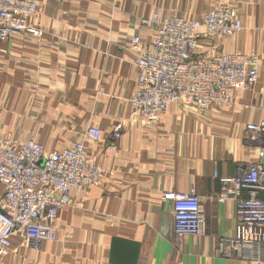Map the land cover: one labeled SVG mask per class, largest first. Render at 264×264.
Masks as SVG:
<instances>
[{
  "label": "crops",
  "instance_id": "1",
  "mask_svg": "<svg viewBox=\"0 0 264 264\" xmlns=\"http://www.w3.org/2000/svg\"><path fill=\"white\" fill-rule=\"evenodd\" d=\"M45 33L14 34L0 43V136L29 138L46 151L83 141L105 170L81 185L57 218L58 234L39 250L11 238V264H264L225 257L219 238L238 233L236 200L218 201L213 171L236 175L259 160L262 143L245 125L264 119V0H37ZM232 5L243 29L211 42L224 51L259 55L256 83L234 92L235 104L197 114L171 103L146 127L131 119L136 53L134 35L151 41L139 20L157 11L197 18L210 6ZM100 129L97 140L88 127ZM120 136L115 139L114 133ZM194 188L200 198L201 235L177 237L172 204L163 193ZM4 187L0 183V196ZM264 200V193L261 194Z\"/></svg>",
  "mask_w": 264,
  "mask_h": 264
},
{
  "label": "built area",
  "instance_id": "2",
  "mask_svg": "<svg viewBox=\"0 0 264 264\" xmlns=\"http://www.w3.org/2000/svg\"><path fill=\"white\" fill-rule=\"evenodd\" d=\"M139 27L154 30L151 41L134 35L130 49L136 53L137 74L129 101L130 117L153 126L171 103L188 104L197 114L213 107L223 110L235 104L234 92L256 83L259 55L224 51L211 42L227 39L243 29L237 10L229 3L210 6L197 18L155 11L139 20ZM44 33L42 11L37 0H0V43L11 35ZM85 135L97 140L100 129L87 128ZM120 136L114 133V138ZM245 136L258 142L264 138V119L245 125ZM259 160L236 175L213 171L219 184L218 201L236 200L238 233L219 238L217 251L225 257L264 263V147ZM43 161V163H40ZM105 170L90 155L83 141L59 150L46 151L29 138L25 141L0 136V264L12 249L16 235L24 247L39 250L43 242L57 238V218L70 205L71 193L81 185L99 184ZM172 204L173 230L177 237L201 235L200 198L194 188L163 193Z\"/></svg>",
  "mask_w": 264,
  "mask_h": 264
},
{
  "label": "water",
  "instance_id": "3",
  "mask_svg": "<svg viewBox=\"0 0 264 264\" xmlns=\"http://www.w3.org/2000/svg\"><path fill=\"white\" fill-rule=\"evenodd\" d=\"M40 163H43V161H41Z\"/></svg>",
  "mask_w": 264,
  "mask_h": 264
}]
</instances>
